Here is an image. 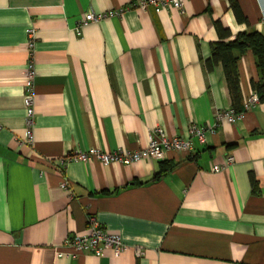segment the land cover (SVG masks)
<instances>
[{
  "label": "crops",
  "instance_id": "0c3cea01",
  "mask_svg": "<svg viewBox=\"0 0 264 264\" xmlns=\"http://www.w3.org/2000/svg\"><path fill=\"white\" fill-rule=\"evenodd\" d=\"M132 1L0 0V264H264V98L240 120L218 123L205 143L192 138L190 155L63 164L76 152L145 148L155 127L185 139L191 124L212 127L218 112L233 109L222 62L206 65L212 45L264 36V0H237L246 22L228 0H187L181 12L161 13ZM118 8L122 16L75 33L83 13ZM232 55L242 109L262 75L250 49ZM216 165L224 169L213 172ZM90 218L144 256H58L66 237L89 233Z\"/></svg>",
  "mask_w": 264,
  "mask_h": 264
},
{
  "label": "built area",
  "instance_id": "2783aa9c",
  "mask_svg": "<svg viewBox=\"0 0 264 264\" xmlns=\"http://www.w3.org/2000/svg\"><path fill=\"white\" fill-rule=\"evenodd\" d=\"M187 0H133L130 3V8H136L143 13L152 10L154 13H161L163 11H182L183 6ZM126 9L118 8L107 12L93 13L87 12L80 15L74 22V31L80 35L81 28L89 23H97L105 18L111 16H122ZM27 44L26 48L29 55H32L36 41V33L33 28L26 31ZM34 76L35 69L33 61L30 59L27 71L25 73L24 83V98L23 105L25 108V124H26V141L31 143L33 140V126H34ZM259 95L253 92L246 97L242 103V109L239 112L230 109L228 111L218 112L216 114V122L212 127L205 128L195 124H191L188 128L190 138L185 139L178 136L168 135L163 128L155 127L148 134L147 146L142 149L128 151L123 153L121 151L101 153L91 150L89 153H71L66 155L62 162L67 164L73 161L88 162L90 158H96L102 163L120 162L123 164L137 163L143 159L163 160L168 153H181L190 155L193 152L191 139H196L200 144L205 143V136L207 133L214 134L215 128L221 121L234 123L243 118L245 112L254 108L259 103ZM233 163L232 157H227L226 166ZM224 166H214L213 172H220ZM61 188L70 192L68 181L61 184ZM111 251L114 256L123 253L131 252L135 258L144 256V249L139 246L129 247L126 245L118 234H111L104 231L103 227L94 219H89V233L84 235H74L66 237L63 241V247L57 250L58 256L67 258H76L83 254H90L95 257H100L105 252Z\"/></svg>",
  "mask_w": 264,
  "mask_h": 264
},
{
  "label": "trees",
  "instance_id": "16d2710c",
  "mask_svg": "<svg viewBox=\"0 0 264 264\" xmlns=\"http://www.w3.org/2000/svg\"><path fill=\"white\" fill-rule=\"evenodd\" d=\"M228 1L229 7L236 20L239 22H246L237 0ZM233 49H239L240 51L250 49L254 53L257 59V67L262 75V81L257 85H253V88L261 95L259 99L262 100L264 98V36L258 32H250L239 34L237 39L233 42H216L211 47V57L206 60V65L209 70L213 64L222 62L233 109L234 111L239 112L241 110V93L235 58L232 55ZM251 180L252 185L255 188L254 180L252 178Z\"/></svg>",
  "mask_w": 264,
  "mask_h": 264
},
{
  "label": "rangeland",
  "instance_id": "374dc122",
  "mask_svg": "<svg viewBox=\"0 0 264 264\" xmlns=\"http://www.w3.org/2000/svg\"><path fill=\"white\" fill-rule=\"evenodd\" d=\"M181 12V11H180Z\"/></svg>",
  "mask_w": 264,
  "mask_h": 264
}]
</instances>
